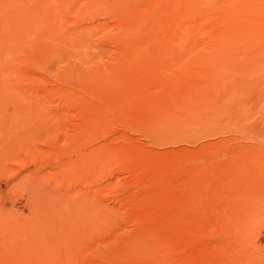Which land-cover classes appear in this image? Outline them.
Segmentation results:
<instances>
[{
  "label": "rangeland",
  "instance_id": "obj_1",
  "mask_svg": "<svg viewBox=\"0 0 264 264\" xmlns=\"http://www.w3.org/2000/svg\"><path fill=\"white\" fill-rule=\"evenodd\" d=\"M190 1L0 12V264H264V35L214 50L264 0Z\"/></svg>",
  "mask_w": 264,
  "mask_h": 264
},
{
  "label": "bare ground",
  "instance_id": "obj_2",
  "mask_svg": "<svg viewBox=\"0 0 264 264\" xmlns=\"http://www.w3.org/2000/svg\"><path fill=\"white\" fill-rule=\"evenodd\" d=\"M65 1V0H64ZM214 1V0H212ZM217 1V0H215ZM17 2V0H3V2L0 4V12L4 13L6 11V8ZM33 2V0H32ZM44 2V1H43ZM197 2V1H196ZM211 2V1H210ZM245 2V1H244ZM31 3V2H30ZM45 3V2H44ZM43 3V4H44ZM147 3V2H146ZM150 3H155L154 5L157 4H161L162 6H164L165 10L167 13L162 14L161 16H159V20H162L161 22H163L164 20L168 21V27H166L165 29L155 33V34H151L150 35V40L143 42L142 43H131L130 45L124 46L122 47L123 51H125L126 53H134V51H136L138 48H140L139 50H152V49H162L163 48V42L162 40L164 39V41L166 40V38L168 39L169 37H172L174 35L178 34V30H177V26L180 23V21L186 17H188L190 14H192L195 10H196V4L195 2H192L190 0H174V1H168V0H151ZM149 3V4H150ZM241 3V2H239ZM52 4V3H51ZM65 4V3H64ZM200 4V3H199ZM234 4V3H233ZM242 4V3H241ZM240 4V5H241ZM17 5V4H16ZM153 5V6H154ZM244 5V4H243ZM13 7V5H11ZM133 6V5H132ZM22 7V6H21ZM40 7L42 9H45L46 11H48V8L46 9L45 7H48L45 5L42 6V4L40 3ZM57 7V6H56ZM60 7V6H59ZM58 7V8H59ZM152 7V5H151ZM161 7V6H160ZM159 7V8H160ZM55 8V7H54ZM158 8V9H159ZM200 8V7H199ZM41 9V10H42ZM198 9V8H197ZM21 10V9H20ZM40 10V11H41ZM44 10V11H45ZM61 10V9H60ZM199 10V9H198ZM37 11V10H36ZM40 11L38 13H40ZM54 11V9H53ZM142 11V10H141ZM219 11V10H218ZM222 11V9H221ZM25 13L24 11H20ZM49 12V11H48ZM51 12H52V8H51ZM57 12V11H56ZM139 12V11H138ZM161 12V11H160ZM233 12V11H232ZM19 13V12H18ZM16 13V14H18ZM53 13V12H52ZM59 13V12H58ZM15 14V13H14ZM41 14H43V12L41 11ZM168 14V15H167ZM196 14V13H195ZM211 14V13H210ZM197 15V14H196ZM17 17L19 16L16 15ZM45 16V15H44ZM47 16V15H46ZM147 16V15H146ZM154 16V15H153ZM139 17V16H138ZM190 17V16H189ZM193 17V16H192ZM204 17V16H203ZM5 18V17H4ZM7 18V16H6ZM47 18H49V16H47ZM191 18V17H190ZM189 18V19H190ZM218 18V17H217ZM14 19V18H13ZM194 19V17H193ZM221 19V18H220ZM20 20V19H19ZM32 20V19H31ZM34 20V19H33ZM58 20V19H57ZM199 20V19H198ZM197 20V21H198ZM7 21V20H6ZM21 21V20H20ZM5 22V21H4ZM193 22V21H192ZM199 22V21H198ZM15 23V22H14ZM22 23V21H21ZM56 23V22H55ZM160 24V23H159ZM164 25V22L163 24ZM198 25V24H197ZM221 25V29L220 31H218V40H221V42H218V44H215L214 46V50L220 52V51H225L228 50L230 48H228L227 46L224 45L223 41H227L228 39H232V38H238V37H244V38H250L251 37V41H252V37L259 35L262 36L264 35V19L263 18H258V17H252V16H242L240 14L237 13H228L226 15H224L223 19L220 22ZM217 27V26H216ZM219 27V26H218ZM196 28V27H195ZM37 30V29H36ZM36 30H33L36 31ZM50 30V29H48ZM127 30H129L127 28ZM197 30V29H196ZM218 30V28H217ZM158 31V30H156ZM198 31V30H197ZM58 33V32H57ZM134 33V32H132ZM210 33V32H209ZM217 33V32H216ZM3 34V33H2ZM6 34V33H5ZM8 34V33H7ZM4 35V34H3ZM179 35V34H178ZM182 35V34H181ZM188 35V34H187ZM199 36V35H198ZM131 37V36H130ZM6 38V37H5ZM76 38V37H75ZM254 38V37H253ZM258 38V37H257ZM7 39V38H6ZM157 39V40H156ZM198 39V38H197ZM191 40V39H190ZM204 40V39H203ZM206 40V38H205ZM217 40V41H218ZM243 40V39H242ZM258 40V39H257ZM6 41V40H5ZM86 41V40H85ZM230 41V40H229ZM238 41V40H237ZM249 41V40H248ZM141 42V41H140ZM215 42V41H213ZM223 42V43H222ZM226 42V43H227ZM233 42V41H232ZM244 42V41H243ZM254 42V41H253ZM252 42V43H253ZM261 42V41H260ZM6 43V42H5ZM124 43V42H123ZM145 45H144V44ZM225 43V44H226ZM229 43V42H228ZM240 43V42H239ZM249 43V42H248ZM262 44L264 43V39L263 42H261ZM84 44V43H83ZM143 44V45H142ZM247 44V43H246ZM260 44V43H259ZM260 44V48L261 45ZM187 45V44H186ZM197 45V44H196ZM231 45V44H230ZM87 46V45H86ZM183 46V45H182ZM229 46V45H228ZM231 47V46H230ZM253 47V46H252ZM251 47V48H252ZM142 48V49H141ZM231 48L234 49V47L232 46ZM245 48V47H244ZM259 48V49H260ZM157 49V50H158ZM238 49V48H237ZM242 49V47H241ZM5 50V49H4ZM231 50V49H230ZM239 50V49H238ZM247 50V49H246ZM234 51V50H232ZM264 51V50H263ZM222 53V52H221ZM258 53V51H257ZM264 53V52H263ZM262 53V54H263ZM215 55V53H214ZM223 55V54H222ZM221 56V55H220ZM229 57V56H228ZM251 57V56H250ZM254 57V56H253ZM147 58V57H146ZM149 58V57H148ZM134 61V59H133ZM255 61V60H254ZM253 61V63H254ZM132 62V61H131ZM145 64V63H143ZM130 66V65H129ZM184 78V77H183ZM172 85V84H171ZM169 86V85H168ZM140 88V87H139ZM199 89V88H198ZM132 91V90H131ZM184 94V93H183ZM133 103V102H132ZM179 103V102H178ZM188 107V106H187ZM149 109V108H148ZM187 109V108H186ZM28 259V258H27Z\"/></svg>",
  "mask_w": 264,
  "mask_h": 264
}]
</instances>
